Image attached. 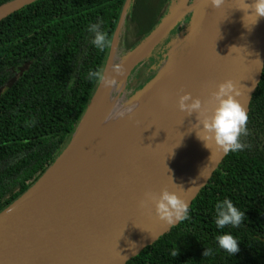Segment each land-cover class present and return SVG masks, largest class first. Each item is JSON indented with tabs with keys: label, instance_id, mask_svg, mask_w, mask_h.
I'll return each mask as SVG.
<instances>
[{
	"label": "water",
	"instance_id": "obj_1",
	"mask_svg": "<svg viewBox=\"0 0 264 264\" xmlns=\"http://www.w3.org/2000/svg\"><path fill=\"white\" fill-rule=\"evenodd\" d=\"M34 1L10 0L0 4V20ZM189 1L173 0L176 4L171 5L170 13L147 38L132 52L117 58L118 31L131 0L125 1L107 61L114 56L123 68L149 40L151 46L142 59L134 63L133 60L127 73L118 78L114 79V72L104 65L101 74L115 80V84L105 87L97 83L67 146L34 184L0 211V264H125L179 222L169 224L159 219L154 204L145 200L146 192L158 195L162 188H167L189 208L212 178L228 153L221 152L211 141L206 142L208 148L203 145L196 136L200 130L195 113L187 115L180 111L176 100L169 113L134 149L120 155L108 172L44 200L15 206L70 147L83 118L97 99L106 95L120 101V106L115 111L113 107L112 113L107 112L98 125L100 132L97 133L107 135L132 117L140 104L153 98L155 87L163 78L187 64L198 46L211 5V0H193L189 9ZM242 7V0H223L210 47L199 72L189 80L183 93L198 97L203 103L220 83L231 81L238 92L234 98L248 114L264 67V18L245 27L244 13L237 9ZM186 17L190 18L186 27L178 30L160 61L162 70L163 65L172 69L159 78L158 71L145 85L129 93L127 85L132 71ZM245 19L251 22V18ZM128 104L131 105L126 107ZM142 200L144 207H140Z\"/></svg>",
	"mask_w": 264,
	"mask_h": 264
},
{
	"label": "trees",
	"instance_id": "obj_2",
	"mask_svg": "<svg viewBox=\"0 0 264 264\" xmlns=\"http://www.w3.org/2000/svg\"><path fill=\"white\" fill-rule=\"evenodd\" d=\"M125 1L36 0L0 20V211L34 184L70 141L98 83L88 73H102ZM175 4L131 0L118 31L117 58L136 49ZM89 24L105 33L103 51L92 46ZM163 41L152 50V60L132 71L129 93L156 75L153 65L158 67L167 51ZM27 62L21 73L11 68ZM13 75L16 80L7 87ZM247 117L240 137L245 147L228 152L187 217L125 264H264V67ZM225 198L245 217L238 227L217 229L214 206ZM224 233L238 241L237 253L218 248L215 238ZM204 248L212 250L207 257Z\"/></svg>",
	"mask_w": 264,
	"mask_h": 264
},
{
	"label": "bare ground",
	"instance_id": "obj_3",
	"mask_svg": "<svg viewBox=\"0 0 264 264\" xmlns=\"http://www.w3.org/2000/svg\"><path fill=\"white\" fill-rule=\"evenodd\" d=\"M218 15L219 7L214 8L211 4L200 41L187 64L163 78L157 84L153 98L144 101L132 117L107 135L97 133L100 132L98 125L107 112L112 113L113 107L115 111L120 106V102L115 100L114 103V99L106 95L97 99L83 118L70 147L15 206L44 200L52 194L72 189L81 182L102 175L113 168L120 155L134 149L145 134L169 113L189 80L191 82L199 72L214 37Z\"/></svg>",
	"mask_w": 264,
	"mask_h": 264
},
{
	"label": "clouds",
	"instance_id": "obj_4",
	"mask_svg": "<svg viewBox=\"0 0 264 264\" xmlns=\"http://www.w3.org/2000/svg\"><path fill=\"white\" fill-rule=\"evenodd\" d=\"M223 0H211L212 7H219ZM243 7L237 8L243 11L242 20L245 27L254 25L259 18H264V0H242ZM246 17L251 18V22H246ZM87 31L93 34L91 44L99 51L106 47V35L100 30L98 24H89ZM232 49V48H231ZM259 61V60H258ZM112 71L117 74L123 73L121 65L112 66ZM88 77L96 79L105 87L115 84V80L106 78L99 71H89ZM238 95L231 81L220 83L216 91L210 94V98L202 103L198 97H192L185 92L179 95L176 101L180 111L187 115L195 113L199 133L197 138L208 148L207 141H211L221 152H237L245 145L240 142V137L246 134L247 114L245 110L234 98ZM211 106V107H209ZM145 200L154 204L157 217L166 223L172 224L187 217V203L177 198L173 191L162 188L159 194L152 192L145 193ZM140 207H144V201L140 202ZM214 224L217 229L225 226L238 227L245 217V213L238 210L233 203L225 198L218 201L215 206ZM218 248L233 255L239 251L238 241L229 233L218 235L216 238ZM211 249L204 248L203 257L211 254ZM179 249L171 252L172 257L178 255Z\"/></svg>",
	"mask_w": 264,
	"mask_h": 264
},
{
	"label": "rangeland",
	"instance_id": "obj_5",
	"mask_svg": "<svg viewBox=\"0 0 264 264\" xmlns=\"http://www.w3.org/2000/svg\"><path fill=\"white\" fill-rule=\"evenodd\" d=\"M196 1V0H195ZM193 4H194V1L193 0H191V1H189L188 2V5H187V7L189 8L191 5L193 6ZM190 9V8H189ZM188 9V10H189ZM192 15V13L190 14V18L192 17L191 16ZM189 18V19H190ZM206 20V19H205ZM185 22H184V20H182L181 22H179L173 29H171L169 32H168V36L164 39V44L166 45V48H167V45L170 43V42H172L173 41V39H175V37H176V35L179 33V31L180 30H183L184 29V27H185ZM129 25H127L126 27H128ZM179 30V31H178ZM126 31H128V29H126ZM178 32V33H177ZM111 44H112V41H111ZM151 46V40H149V42H148V44H146L139 52H138V54L136 55V57L133 59V60H130L127 64H126V66L125 67H123V73L122 74H117V73H115L114 72V79H115V77H120L121 75H124V74H126L127 72H126V70H127V67L131 64V62L133 61V63L134 62H136L137 60H140V59H142L143 58V55L145 54V52H147V50L149 49V47ZM110 49H111V46H110ZM110 49H109V51H110ZM113 51H114V41H113ZM108 56H109V53H108ZM150 59V57L147 59V61ZM151 60H152V58H151ZM164 60V59H163ZM107 61V60H106ZM145 61H141L140 62V64H143ZM163 62V61H162ZM132 63V64H133ZM116 64H119V65H122L119 61H117V59H115L114 58V56H110V60H108L107 62H106V64H105V68H107V70L109 69L110 71H112V66L113 65H116ZM139 64V65H140ZM154 66V68H155V66H156V63L153 65ZM138 67V66H137ZM158 69H157V71H159L160 73H159V76H158V78L163 74V72L164 73H166L167 71H169L170 69H172V67L171 68H168V66H166L165 67V65H163V70L161 69V66L160 65H158V67H157ZM153 71V70H152ZM157 71H153L154 73L156 72V74H157ZM149 73H151V70H149ZM99 83V82H98ZM155 90H156V87H155ZM115 100L117 101V102H120L119 101V99H114V103H115ZM141 105V104H140ZM139 105V106H140ZM138 106V107H139ZM137 107V108H138ZM87 123V122H86ZM86 125V124H85Z\"/></svg>",
	"mask_w": 264,
	"mask_h": 264
},
{
	"label": "flooded vegetation",
	"instance_id": "obj_6",
	"mask_svg": "<svg viewBox=\"0 0 264 264\" xmlns=\"http://www.w3.org/2000/svg\"><path fill=\"white\" fill-rule=\"evenodd\" d=\"M151 60V59H150ZM149 60V61H150ZM147 61V60H146ZM148 61V62H149ZM152 63H153V61H152ZM151 63V64H152ZM27 66H28V62L26 63V64H23V65H20V66H18V68H15V67H11L12 69H14L15 71H18V73H21L24 69H26L27 68ZM150 66V65H149ZM16 77H17V75H13L9 80H8V82H7V87H9L15 80H16ZM3 91V88L2 87H0V93Z\"/></svg>",
	"mask_w": 264,
	"mask_h": 264
}]
</instances>
